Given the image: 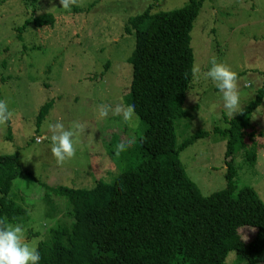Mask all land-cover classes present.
I'll return each mask as SVG.
<instances>
[{
  "label": "rangeland",
  "instance_id": "rangeland-1",
  "mask_svg": "<svg viewBox=\"0 0 264 264\" xmlns=\"http://www.w3.org/2000/svg\"><path fill=\"white\" fill-rule=\"evenodd\" d=\"M188 1L73 0L65 10L59 0H37L34 5L0 0V100L12 112L0 124V156L19 154L22 174L9 199L29 211L30 222L23 227L29 247L37 249L48 231L65 220L67 200L52 189H90L98 179L113 181L106 179L109 173L117 176L138 161L136 149L145 127L140 119L129 126L112 111L126 105L132 81L129 59L135 38L124 33V25L148 6L152 13L172 11ZM45 14L54 15V25H30L21 33L23 40L18 39V29L27 20ZM191 36L198 71L186 100L189 119L176 122L177 141L181 144L197 131L205 133L180 153V161L208 196L227 187V139L213 131L227 112L205 73L212 58L226 63L238 73L241 110L254 100L264 81V0H206ZM104 105L109 106L108 114L97 119V108ZM57 120L66 127L82 126L74 156L59 164L51 154L47 132V125ZM245 137L248 145H256L257 156L254 163L235 157V186L254 189L264 203V98ZM46 191L50 203L43 197ZM241 232L251 240L256 229ZM232 254L228 264L234 261Z\"/></svg>",
  "mask_w": 264,
  "mask_h": 264
},
{
  "label": "trees",
  "instance_id": "trees-1",
  "mask_svg": "<svg viewBox=\"0 0 264 264\" xmlns=\"http://www.w3.org/2000/svg\"><path fill=\"white\" fill-rule=\"evenodd\" d=\"M205 1L189 0L179 9L155 13L148 6L127 18L124 33L135 38V49L125 101L135 102L145 127L138 161L117 176L109 173L106 179L113 181L98 179L90 189H52L67 200L65 220L39 243V264H228L231 253L232 264L264 263V203L254 189L235 186V157L256 160V145L245 142V131L262 104L264 81L254 100L235 117L222 114L224 122L213 130L227 139L225 189L203 195L180 161V153L205 135L197 131L178 144L176 131L177 121L189 119L185 107L195 63L191 33ZM22 2L34 5L37 0ZM54 23L52 14L27 20L18 39L30 25ZM50 105L42 108L39 123ZM21 174L19 154L0 156L4 225L30 222L27 208L9 199ZM43 197L50 203L47 191ZM245 228L256 229L253 239L241 235Z\"/></svg>",
  "mask_w": 264,
  "mask_h": 264
},
{
  "label": "clouds",
  "instance_id": "clouds-1",
  "mask_svg": "<svg viewBox=\"0 0 264 264\" xmlns=\"http://www.w3.org/2000/svg\"><path fill=\"white\" fill-rule=\"evenodd\" d=\"M72 3L73 0H59L60 8L65 10H68ZM194 71H198V69H194ZM205 77L211 80L227 114L233 116L234 113L240 112L242 94L237 83L238 73L226 63L212 58ZM135 108V102H129L126 105H117L112 111L114 114L121 115L123 122L134 127L135 122L139 119L134 111ZM108 111L109 106H98L96 118H105ZM11 116L12 112L7 103L0 100V124L7 122ZM81 127L78 123L66 127L59 120L47 125V132L50 134L48 137L51 145L50 151L58 164L74 156L75 145L78 142L77 136ZM23 237L22 225L0 223V264H39L41 259L39 251L35 247H29Z\"/></svg>",
  "mask_w": 264,
  "mask_h": 264
}]
</instances>
